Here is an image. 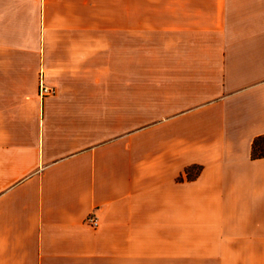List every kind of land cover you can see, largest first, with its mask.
<instances>
[{
  "label": "crops",
  "instance_id": "0c3cea01",
  "mask_svg": "<svg viewBox=\"0 0 264 264\" xmlns=\"http://www.w3.org/2000/svg\"><path fill=\"white\" fill-rule=\"evenodd\" d=\"M0 70V264H264V0H0Z\"/></svg>",
  "mask_w": 264,
  "mask_h": 264
},
{
  "label": "rangeland",
  "instance_id": "374dc122",
  "mask_svg": "<svg viewBox=\"0 0 264 264\" xmlns=\"http://www.w3.org/2000/svg\"><path fill=\"white\" fill-rule=\"evenodd\" d=\"M11 73L4 75H10ZM19 75L23 78V80H30L34 76L33 68L26 62L25 65L21 66L19 69ZM0 76H3V71L0 70ZM43 77L40 75L39 80H42Z\"/></svg>",
  "mask_w": 264,
  "mask_h": 264
},
{
  "label": "built area",
  "instance_id": "2783aa9c",
  "mask_svg": "<svg viewBox=\"0 0 264 264\" xmlns=\"http://www.w3.org/2000/svg\"><path fill=\"white\" fill-rule=\"evenodd\" d=\"M39 91L42 96H47L53 94L55 92V88L53 86L45 85L43 80H41ZM88 221L92 226L98 225V220L95 217H89Z\"/></svg>",
  "mask_w": 264,
  "mask_h": 264
},
{
  "label": "trees",
  "instance_id": "16d2710c",
  "mask_svg": "<svg viewBox=\"0 0 264 264\" xmlns=\"http://www.w3.org/2000/svg\"><path fill=\"white\" fill-rule=\"evenodd\" d=\"M252 154L253 158L264 157V136L254 140Z\"/></svg>",
  "mask_w": 264,
  "mask_h": 264
}]
</instances>
